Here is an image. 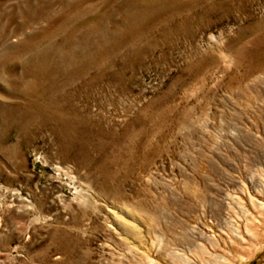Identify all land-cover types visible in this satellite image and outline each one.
<instances>
[{"label": "rangeland", "instance_id": "374dc122", "mask_svg": "<svg viewBox=\"0 0 264 264\" xmlns=\"http://www.w3.org/2000/svg\"><path fill=\"white\" fill-rule=\"evenodd\" d=\"M228 263L264 264V0H0V264Z\"/></svg>", "mask_w": 264, "mask_h": 264}, {"label": "bare ground", "instance_id": "6f19581e", "mask_svg": "<svg viewBox=\"0 0 264 264\" xmlns=\"http://www.w3.org/2000/svg\"><path fill=\"white\" fill-rule=\"evenodd\" d=\"M244 228L246 231L247 229L249 230L250 228H248L247 224H244ZM247 232V231H246ZM230 243L232 246H234L236 249L240 250L242 252L243 255H248L252 249H254L256 246H258L259 244H261V240L262 238L260 236H256L253 238L252 240V244L250 245V247H246L245 245H242V243H244V240L242 239V237L240 235H238L237 237H234V240L230 239ZM254 246V247H252ZM252 247V248H251ZM230 264V263H228Z\"/></svg>", "mask_w": 264, "mask_h": 264}]
</instances>
